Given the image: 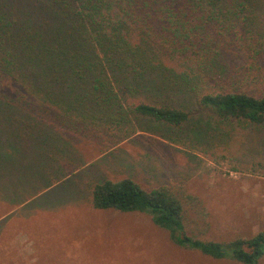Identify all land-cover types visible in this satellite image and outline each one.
I'll return each mask as SVG.
<instances>
[{
  "label": "trees",
  "instance_id": "16d2710c",
  "mask_svg": "<svg viewBox=\"0 0 264 264\" xmlns=\"http://www.w3.org/2000/svg\"><path fill=\"white\" fill-rule=\"evenodd\" d=\"M254 3L0 0V188H10L12 171L18 187L33 161L34 180L52 186L82 165L77 139L111 149L148 121L170 143L221 137L197 115L202 108L219 123L264 125V39L240 28ZM88 195L98 210L144 212L172 243L213 259L259 264L264 255V229L221 241L189 236L193 198L169 187L122 177L93 183Z\"/></svg>",
  "mask_w": 264,
  "mask_h": 264
},
{
  "label": "rangeland",
  "instance_id": "374dc122",
  "mask_svg": "<svg viewBox=\"0 0 264 264\" xmlns=\"http://www.w3.org/2000/svg\"><path fill=\"white\" fill-rule=\"evenodd\" d=\"M244 13L247 26L240 28L264 39V0ZM199 110L206 126L223 129L221 137L209 132L192 143H170L148 121L146 131L111 149L100 138L77 139L82 165L69 176H54L59 181L52 186L45 176L34 180V161L18 187V173L4 177L11 184L0 188V245H6L0 264H238L175 245L144 212L98 210L89 201L93 183L130 177L146 189L164 186L192 197L184 226L193 238L221 241L264 229V125L219 123L212 110Z\"/></svg>",
  "mask_w": 264,
  "mask_h": 264
}]
</instances>
